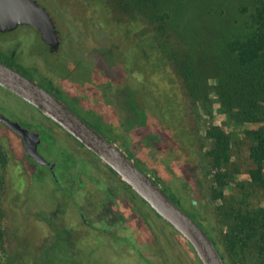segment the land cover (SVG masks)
Segmentation results:
<instances>
[{
	"label": "rangeland",
	"instance_id": "rangeland-1",
	"mask_svg": "<svg viewBox=\"0 0 264 264\" xmlns=\"http://www.w3.org/2000/svg\"><path fill=\"white\" fill-rule=\"evenodd\" d=\"M35 1L60 32V50L46 51L34 30L20 26L0 34V58L12 57L15 66L24 69V43L31 51L40 50L46 67L70 83L74 75L84 78L87 74L79 36L80 42L84 41L81 45L85 47L87 41L106 60L117 82L126 86L122 99L127 140L101 122L99 114L79 110L81 116L157 182L180 209L189 210L182 197L185 191L204 200L211 215L218 213L213 216L214 230L225 234L229 220L220 210L235 206L245 213L262 202L264 188L254 185L248 176L255 164L249 155L254 140L247 130L258 126L242 122L235 109L222 100L218 76L227 62L225 43L253 31L248 17L252 0H158L157 10L165 17L162 39L156 37L153 24L138 10L135 0ZM189 63L201 74L203 86H198L195 95L184 84L183 67ZM43 69L38 63L33 66V72L43 80L59 86L57 78ZM7 93L0 90V110L6 116L10 117L7 110L12 108L24 118L16 117L22 124L35 119L55 132L58 141L49 132L40 136L37 152L46 162L54 163L50 172L23 157L18 140L0 125V152L5 155V160H0V264H202L181 237L178 248L176 231L120 176L64 130L59 132L37 109ZM214 128L223 130L228 139L230 158L218 171L226 173L223 180L227 184L222 187L215 182V170L206 155L212 146L206 132ZM148 142L170 149V161L176 160L178 168L187 172L197 191L189 189L182 175L162 166L153 150H147ZM86 158L95 165L92 171ZM20 160L28 166V177ZM108 174V182L127 202V220L116 230L113 228L118 225H112L110 218L113 214H105L112 194L104 177ZM207 180L210 188L221 192L215 199L210 198ZM241 236L236 254L226 249L224 260L227 264H257L250 244L242 251Z\"/></svg>",
	"mask_w": 264,
	"mask_h": 264
},
{
	"label": "trees",
	"instance_id": "trees-1",
	"mask_svg": "<svg viewBox=\"0 0 264 264\" xmlns=\"http://www.w3.org/2000/svg\"><path fill=\"white\" fill-rule=\"evenodd\" d=\"M135 3L138 10L153 24L157 33L156 37L164 38L166 34L165 17L157 10L159 8L158 0H135ZM252 3L248 17L253 31L248 36L233 37L225 43L224 54L227 55V62L221 65V74L218 76L222 100L235 109L236 115L242 122L258 126L255 129L247 130L248 135L254 140L249 155L255 164V167L248 171V176L254 185L264 188V0H252ZM183 68L184 84L190 93L195 95L198 86H203L202 82L200 83L201 74L194 71L192 63ZM206 133L212 143L206 155L210 158L211 168L215 170V182L221 187L226 186L227 183L223 180L226 173L220 174L218 171L227 164L230 158L227 135L218 128L207 130ZM4 158L5 155L0 152V160L3 161ZM209 183L207 180V185L210 188ZM194 188L197 191L198 186ZM211 188L209 190L210 198L215 199L221 192L216 193ZM182 197L189 207V210L186 211L187 214L207 234H210L208 236L216 245L223 260L226 249L236 254V242L239 241V235L242 234L243 236L240 238L244 245L242 251L245 247L249 248L250 244L254 253L257 254V264H264V198L256 208L245 213H240L241 208L235 206L223 211L220 210L219 214H226L227 220H229V231L224 234L221 230L219 232L214 230L213 216H218V213L215 211V213L213 212L214 215H211L208 212V203L188 195L186 191ZM242 214L244 216L241 217V220L244 221V224L241 225L240 229L238 220ZM174 237H176L175 243L181 249L180 244H178L180 235H174ZM170 245L172 246V244ZM189 249L195 253L190 244ZM224 262L227 264L225 260Z\"/></svg>",
	"mask_w": 264,
	"mask_h": 264
},
{
	"label": "water",
	"instance_id": "water-1",
	"mask_svg": "<svg viewBox=\"0 0 264 264\" xmlns=\"http://www.w3.org/2000/svg\"><path fill=\"white\" fill-rule=\"evenodd\" d=\"M20 24L35 28L52 49H57V30L45 8L35 0H0V32L10 31ZM0 86L37 108L107 164L180 237L189 242L202 264H225L216 245L203 228L180 209L160 185L131 158L72 111L61 99L1 60ZM0 122L22 139L27 155L40 164L46 163L36 149L39 130L26 129L1 113Z\"/></svg>",
	"mask_w": 264,
	"mask_h": 264
},
{
	"label": "flooded vegetation",
	"instance_id": "flooded-vegetation-1",
	"mask_svg": "<svg viewBox=\"0 0 264 264\" xmlns=\"http://www.w3.org/2000/svg\"><path fill=\"white\" fill-rule=\"evenodd\" d=\"M20 26L27 27L28 29L26 28V30H28V31H30V29L34 30L38 34V36H39L44 48L46 49V51H48L50 53H57L60 50V47H61V44L63 43V41H62V38L60 37V34H59L60 32L57 29L56 30H57L58 39H59V45H58L57 49H52L50 47V45L47 44L41 38L39 32L30 25L20 24L17 27H15L14 29H12L10 31L0 32V34L3 35L6 33L7 34L11 33L13 31H15ZM76 38H77L79 46L82 50L81 55L85 56L87 58L85 60V61H87V66H86L87 67V74L85 75L84 78L83 77L77 78V76L74 75L73 81L70 83L66 82L65 79L63 78L64 76L60 75L59 72H53L50 70V68L46 67V62H44V60L40 57V50L31 51L30 48L26 47L27 45H25L24 43L21 44V45H23V47L21 48L22 49V56H24L26 58V61L24 60V62L27 63V66L24 69L21 67L20 68L16 67L14 62H13L12 57H8L7 59L0 58V60L2 62L6 63L7 65L15 68L20 73H22L26 77L32 79L38 85L42 86L44 89H46L47 91L51 92L53 95H55L56 97L61 99L72 111H74L78 116H80L84 121H86L91 127H93L98 132H100V131L93 124L89 123L87 120H85L81 116L80 111L85 110V111L89 112L88 114H92V115L93 114H99L100 115L99 118H100L101 122H103L105 125L111 126L114 131L119 132L120 134H122L123 137H124V134H126V136L128 137V130L126 129V124L124 121V119H125L124 115L126 113V110H125V104L123 103V99H122L124 97L123 91L126 90V86H121V84L119 82H117V80L115 79V77L112 73V70H110L111 68L108 67L106 60H102V58L98 54V52H96V50H94L90 46V44L87 43V41L85 42V47H83L81 45V43H83L84 41L80 42L79 36ZM11 52H12V54L15 53L13 51H11ZM36 63H38L39 65H42V67L44 68L43 70H45L48 75L52 73L54 75L53 77H56L57 80L59 81V86H55L53 83L43 80V78L39 74H36L35 72H33V66ZM64 85H66V86H64ZM67 85H70V86H67ZM0 90H2V92H4V93L8 92L7 93L8 95L11 94L13 97H15L18 101L22 102L27 107L29 106V107H32L34 109H37L34 106H32L31 104H29L28 102L22 100L18 96L11 93L10 91L3 89L1 86H0ZM4 90H6V91H4ZM1 101H3V100H0V105H1V107H3V104ZM8 109L9 110H7V111L9 112L10 117L6 116V114H4L1 110H0V113L12 121H17L19 123V125H21L22 127L26 128V129L39 130L40 131L39 142L36 146V149L39 147V145H41L40 136H41L42 132H49V134L52 135L53 139L54 140L56 139V141H58L57 140L58 136L55 132H51L46 127H44L42 124H40L38 121H35V119L27 120V124L24 123L25 124L24 125V124L20 123L19 119H17V118H22V117L18 116L19 113L12 108H8ZM112 114H114V115H112ZM46 118L48 120H50L53 124H55L56 126L59 127V132H60V129L64 130L60 125H58L57 123H55L54 121H52L48 117H46ZM22 119H24V118H22ZM0 125L5 127L8 130V132L12 136L14 135V137L18 140L19 148L21 150V153L23 154V157L26 156L28 159L32 160L36 164L45 166L50 172H52V169L54 167V163L52 164L50 161H48L44 164H40L33 157L27 155L22 139L14 131H12L8 126L3 124L2 122H0ZM64 132L66 134H68L69 136H72L69 133H67L65 130H64ZM100 133L103 136H105L102 132H100ZM106 139L108 141H110L109 138L106 137ZM76 141L78 142V140H76ZM146 145L148 147L147 150L148 149L153 150L155 158L156 159L158 158L157 161L160 162L162 164V166H166L167 169H170L169 170L170 173H171V171H175L177 174L182 175L186 184H189L188 185L189 189L193 187L191 181L188 179L189 177L186 176L187 172H183L180 168H178L176 160L170 161V155H171L170 149H168V148L166 149L165 147H162L160 144L155 145L154 142H148ZM67 149H70V148H67ZM160 149L162 150V152L158 151ZM72 150L74 151L75 155H80L75 151V149H72ZM143 151H146V149H144ZM158 154H160L161 156H158ZM86 159H87L86 161H88L89 165H90L89 170L92 171L91 166L92 165L95 166V165L92 164V162H90L88 158H86ZM20 161H22L23 171L25 172V175H26V170L28 169V166H27L26 162H24L23 160H20ZM105 165L107 166V168L110 171H113L107 164H105ZM94 169L97 170L96 167H94ZM114 173L116 175H118L116 172H114ZM51 175L53 176V174H51ZM104 177L107 180L106 185L110 188V191H112V194L110 195L109 199L106 202L109 205L108 206L106 205L105 214L109 215V216L111 214H113V216H111L110 218L112 219V221H111L112 225H113V223L118 225L115 228H113V230H116L120 226H123V222H125L127 220L126 219V214L128 211L127 206H126L127 202H126V199L123 198V196L121 195L122 192H119L117 194L116 188L111 183H109L110 181L108 182L110 175L109 174L107 176L104 175ZM28 185H29V183H28ZM93 199H95V198H93ZM99 201L102 202V200H99ZM88 205L92 206L91 203H88ZM107 212H109V214H107ZM78 215L81 219L84 216L83 213H81V212H79ZM83 220H84L83 223L87 224L86 219L83 218ZM89 225H91V224H89ZM109 227L111 229V226H109ZM142 247H143V245H142ZM151 258L153 259V255L151 256ZM153 261H154V259H153Z\"/></svg>",
	"mask_w": 264,
	"mask_h": 264
}]
</instances>
